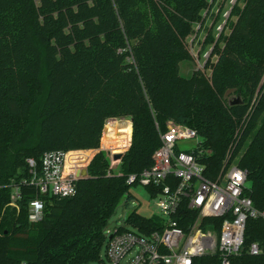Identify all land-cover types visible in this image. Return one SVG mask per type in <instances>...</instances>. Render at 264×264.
I'll return each instance as SVG.
<instances>
[{
    "label": "trees",
    "instance_id": "1",
    "mask_svg": "<svg viewBox=\"0 0 264 264\" xmlns=\"http://www.w3.org/2000/svg\"><path fill=\"white\" fill-rule=\"evenodd\" d=\"M210 1L0 0V264L100 261L115 209L132 198L128 176L153 165L170 120L198 131L209 178L239 157L249 173L246 194L264 211V0L233 7L236 18L215 44L220 55L211 78L201 70L185 78L186 39ZM228 93L241 102L227 103ZM109 116L132 120L120 119L121 152L130 147L121 175H108L111 159L101 150L75 196L39 195L43 220H29L39 194L32 185L22 186L19 212L8 206L11 186L33 177L29 159L41 173L46 148L100 147ZM182 211L190 218L180 226L188 228L195 214L186 204ZM128 221L149 232L161 225L137 211ZM211 221L219 232L223 218L205 228ZM253 242L264 250L263 218L247 222L246 245ZM193 264L222 260L206 255ZM231 264H264V251L245 252Z\"/></svg>",
    "mask_w": 264,
    "mask_h": 264
},
{
    "label": "built area",
    "instance_id": "2",
    "mask_svg": "<svg viewBox=\"0 0 264 264\" xmlns=\"http://www.w3.org/2000/svg\"><path fill=\"white\" fill-rule=\"evenodd\" d=\"M160 137L161 145L153 154V165L139 175H129L127 182L150 188L151 201L163 223L150 232L139 229L137 233L127 228L121 231V226L107 229L110 264H193L198 257L217 254L222 264H231L232 258L245 252L262 254L264 250L258 242L246 245L248 220L264 219V211L258 210L246 194L248 171L226 164L215 179L209 178L203 163L208 153L202 146L203 139L188 125L170 121ZM101 150L107 154L110 151ZM108 156L111 159L108 175H121L120 171H115L117 161L113 155ZM69 157L64 150L45 152L41 173L35 170V160L29 159L33 177L11 186L8 206L19 212L22 186H34L39 194L30 202L29 220L35 223L45 216L46 202L39 195L75 196L78 181L86 176L83 172L87 169L80 164L73 167ZM184 204L191 215L195 214L188 228L180 226L181 220L190 218L182 211ZM218 218H223L219 232L214 221L210 228H205L209 220ZM129 255L132 256L125 261Z\"/></svg>",
    "mask_w": 264,
    "mask_h": 264
},
{
    "label": "rangeland",
    "instance_id": "3",
    "mask_svg": "<svg viewBox=\"0 0 264 264\" xmlns=\"http://www.w3.org/2000/svg\"><path fill=\"white\" fill-rule=\"evenodd\" d=\"M237 2H239L241 6L243 5L242 0H211L210 5L204 11L202 17L198 21L193 22L191 32L186 39V46L189 50V55H187L185 59L180 63L181 76L185 78H191L193 77L195 71L201 70L207 75V77H212L213 67L218 61L220 55L219 47H215V44L219 34L226 29V25L229 24V21L235 20L236 16H232L231 18L230 16L233 7ZM228 19L230 20L228 21ZM227 32H229V29H227ZM221 46L223 47V45ZM214 48H216L215 51ZM224 99L227 103H229L238 99V96L236 93H228L225 95ZM256 105L257 102L254 98L249 107V112H251ZM120 119L124 118L118 116H109L106 118L101 131L100 147L98 148H91L89 146L80 145L72 146L70 147V149H66L65 147H63V145H60L53 148L49 147L45 150H66L70 155L69 160L70 163L72 162L71 165L73 167L76 166V164H80L88 171L90 163L92 162L94 157L101 151V148L108 149L112 153L121 152ZM50 142L54 143V141ZM245 148L246 146L243 145L240 154L243 153ZM238 159L239 157L236 158L235 161H232V164L237 165ZM119 165V161L115 162V171H121L119 169ZM129 193L132 195L131 200L127 203V198H125L117 206L111 217L110 224L115 222L121 227H125L128 230L140 233V230L128 221L129 216L134 211L145 213V215L147 216L153 215V217L158 218L159 221L163 223V219L160 216L159 210L157 209L155 204L151 202L149 196L150 192L145 186H143L142 184L132 185L129 189ZM131 256L132 255H129L125 259V261ZM92 264H110L107 255V244H105L103 248L101 260Z\"/></svg>",
    "mask_w": 264,
    "mask_h": 264
},
{
    "label": "water",
    "instance_id": "4",
    "mask_svg": "<svg viewBox=\"0 0 264 264\" xmlns=\"http://www.w3.org/2000/svg\"><path fill=\"white\" fill-rule=\"evenodd\" d=\"M240 102H241V99L238 98V99H236L235 101H232L231 104L234 105V104H238V103H240ZM125 153H126V151L117 152V153H112L111 151H108V155H113V159H114L115 161H121ZM87 174H88V171L85 170V171L83 172V175H87ZM114 227H120V226L117 225L115 222H113V223H111V224L109 225L108 230L111 229V228H114Z\"/></svg>",
    "mask_w": 264,
    "mask_h": 264
},
{
    "label": "crops",
    "instance_id": "5",
    "mask_svg": "<svg viewBox=\"0 0 264 264\" xmlns=\"http://www.w3.org/2000/svg\"><path fill=\"white\" fill-rule=\"evenodd\" d=\"M123 120V122L125 121V120H129V119H122ZM120 131H121V129H120ZM131 142H132V140H131ZM119 163H120V161H119ZM147 188V187H146ZM150 189V188H149ZM150 192V191H149ZM149 196H150V199H151V193L149 194ZM152 202V201H151ZM138 213H140V212H138ZM142 216H144V217H147V218H151V217H153V215H149V216H147V215H145V213H140ZM139 229V228H138ZM145 230V229H144Z\"/></svg>",
    "mask_w": 264,
    "mask_h": 264
}]
</instances>
